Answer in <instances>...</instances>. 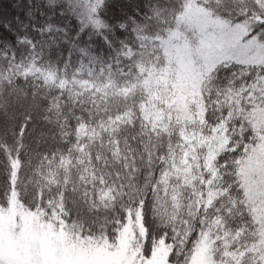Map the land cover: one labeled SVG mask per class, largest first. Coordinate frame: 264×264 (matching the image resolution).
Masks as SVG:
<instances>
[{
	"label": "snow or ice",
	"instance_id": "6c2138e0",
	"mask_svg": "<svg viewBox=\"0 0 264 264\" xmlns=\"http://www.w3.org/2000/svg\"><path fill=\"white\" fill-rule=\"evenodd\" d=\"M0 264H264V0H0Z\"/></svg>",
	"mask_w": 264,
	"mask_h": 264
}]
</instances>
